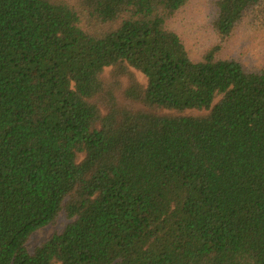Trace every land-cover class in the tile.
<instances>
[{
	"label": "trees",
	"instance_id": "16d2710c",
	"mask_svg": "<svg viewBox=\"0 0 264 264\" xmlns=\"http://www.w3.org/2000/svg\"><path fill=\"white\" fill-rule=\"evenodd\" d=\"M189 1L0 0V264H264V61L221 55L264 0L197 61Z\"/></svg>",
	"mask_w": 264,
	"mask_h": 264
},
{
	"label": "rangeland",
	"instance_id": "374dc122",
	"mask_svg": "<svg viewBox=\"0 0 264 264\" xmlns=\"http://www.w3.org/2000/svg\"><path fill=\"white\" fill-rule=\"evenodd\" d=\"M216 0H190L169 22L168 27L184 42L193 61L199 60L209 48L220 44L212 21L216 14ZM223 58L235 60L246 67L257 66L264 61V2L261 9L248 14L226 42ZM137 79L145 84V78L137 73ZM68 223L61 214L54 225L36 231L29 242V252L55 234L63 232Z\"/></svg>",
	"mask_w": 264,
	"mask_h": 264
}]
</instances>
